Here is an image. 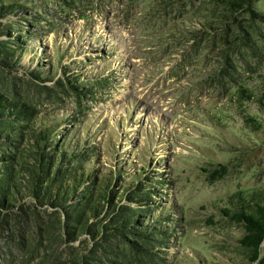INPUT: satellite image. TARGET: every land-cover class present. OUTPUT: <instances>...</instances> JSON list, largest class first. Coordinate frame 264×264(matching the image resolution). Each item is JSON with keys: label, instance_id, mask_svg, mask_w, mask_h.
Returning <instances> with one entry per match:
<instances>
[{"label": "rangeland", "instance_id": "rangeland-1", "mask_svg": "<svg viewBox=\"0 0 264 264\" xmlns=\"http://www.w3.org/2000/svg\"><path fill=\"white\" fill-rule=\"evenodd\" d=\"M2 3L21 6L0 22L24 50L15 69L0 66V87L52 117L62 137L93 146L101 181L91 186L113 195L89 224H109L125 205L157 214L136 226L162 230L146 242L153 261L130 233L98 239L101 248L72 223L71 238L61 212L26 197L18 229L0 226V264L243 263L245 231L222 208L236 191L264 189V108L246 104L263 124L253 130L231 99L240 86L260 92L264 0L226 17L214 0ZM128 182L139 194L129 197Z\"/></svg>", "mask_w": 264, "mask_h": 264}, {"label": "trees", "instance_id": "trees-1", "mask_svg": "<svg viewBox=\"0 0 264 264\" xmlns=\"http://www.w3.org/2000/svg\"><path fill=\"white\" fill-rule=\"evenodd\" d=\"M247 2L248 0H214V5L226 17L243 8ZM20 7L18 4L2 3L0 18ZM258 17L264 21V14ZM10 26V23L0 22V66L15 69L21 59L20 51L24 47L20 44H16L18 48L13 47L11 37L14 34ZM262 63L261 70L264 69V56ZM40 68L41 65L34 72L31 71L34 77H42ZM259 79L258 94L246 86H240L231 98L239 106L244 123L253 130H260L263 124L249 114L246 104L256 103L261 109L264 108V74ZM5 89L0 87V226L10 230L13 227L18 229V219L25 213L18 203L29 197L41 205H50L61 212L64 218H60L59 227L70 228L67 234L71 238L86 230L96 241L95 244L104 248L98 239L105 241L112 236L130 233L143 243L142 247L135 245V248H142L151 260L156 261L159 254H153L151 247L146 244H151V235L161 231V227L152 225L149 228H140L136 225H146V221L157 214L142 215L138 209L132 213L131 208L122 205L109 224H101L100 228L98 225H90L89 220L97 217L104 207L101 202L111 203L113 200L110 192L97 187L101 179L91 163L93 146L82 143L81 137L74 142L62 137L58 130L59 124L52 117H42L27 97L17 92L9 93ZM65 163L70 165L63 166ZM219 166L222 171L225 170V165ZM91 182L98 184L91 186ZM128 190L132 191L129 195L131 197L139 194L140 186L128 182L125 192ZM145 194L148 196L147 200L152 202L149 199L150 194ZM144 200L140 195L136 199L138 203ZM222 211L234 222L242 225L245 231L240 239L244 253V262L241 264H264V189L234 192L229 197L228 206L222 208ZM72 223H77L80 227L76 236L72 230L75 224L72 226ZM83 261L84 256L71 262L87 264Z\"/></svg>", "mask_w": 264, "mask_h": 264}]
</instances>
